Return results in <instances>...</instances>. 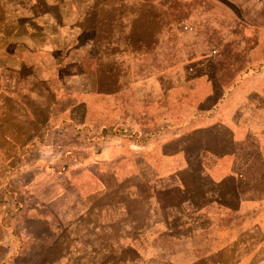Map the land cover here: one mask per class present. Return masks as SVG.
Segmentation results:
<instances>
[{"label": "rangeland", "instance_id": "rangeland-1", "mask_svg": "<svg viewBox=\"0 0 264 264\" xmlns=\"http://www.w3.org/2000/svg\"><path fill=\"white\" fill-rule=\"evenodd\" d=\"M100 16L70 63L0 79V264H224L195 247L204 227L216 251L229 218L188 242L173 230L193 213L182 186L264 200V0H131ZM256 234L225 251L251 252Z\"/></svg>", "mask_w": 264, "mask_h": 264}, {"label": "crops", "instance_id": "crops-1", "mask_svg": "<svg viewBox=\"0 0 264 264\" xmlns=\"http://www.w3.org/2000/svg\"><path fill=\"white\" fill-rule=\"evenodd\" d=\"M112 1L114 0H0V79L11 82L12 76L22 72L24 67L25 70H33L31 74L28 71L25 74L28 81L34 78L33 73L39 75L44 72L43 64L54 68L70 63L72 50H75V45L79 42L78 36H81L79 33L86 32L88 20L96 19L98 23L103 10L116 6L124 9L131 0H116L118 3L115 5ZM116 20L118 32L129 29V25L124 23L123 15H118ZM41 37L45 40L39 41ZM68 38H74V41L68 42ZM59 69H54V72ZM22 94L27 95L26 92ZM213 180L215 181L214 177ZM181 188L186 199L185 207L191 208L193 213L181 217L183 220L180 221V226L187 232L177 235L178 229L173 230V240L188 242L195 239L200 235L197 229L192 234L189 233L191 227L221 224L223 222H215L213 219L224 215L230 220L224 222V230L219 231L215 237L218 242L216 251L211 252L212 247L208 243L211 238L208 240L205 228L199 229L205 235V243L196 245L195 249L201 248L196 260L216 257L218 262L227 258L224 264H264V209H261L264 200L245 196L241 185L230 186L228 191L218 185L213 188L198 186L192 192L185 186ZM224 192L225 195L222 194ZM199 216L201 219L206 218V221L200 223L197 220ZM194 219L195 223L192 221ZM176 224L179 225V222L176 221ZM230 225L233 227H226ZM250 228L261 233L251 232ZM251 234H256V249L250 250L251 252L243 251L241 254H236V251L229 254L230 250L225 251L230 247L236 248Z\"/></svg>", "mask_w": 264, "mask_h": 264}]
</instances>
